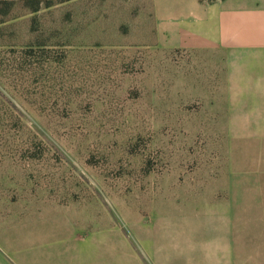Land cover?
<instances>
[{
	"label": "rangeland",
	"instance_id": "1",
	"mask_svg": "<svg viewBox=\"0 0 264 264\" xmlns=\"http://www.w3.org/2000/svg\"><path fill=\"white\" fill-rule=\"evenodd\" d=\"M165 21L157 0H0V264H184L187 239L264 231V136L239 135L223 57Z\"/></svg>",
	"mask_w": 264,
	"mask_h": 264
},
{
	"label": "crops",
	"instance_id": "2",
	"mask_svg": "<svg viewBox=\"0 0 264 264\" xmlns=\"http://www.w3.org/2000/svg\"><path fill=\"white\" fill-rule=\"evenodd\" d=\"M157 4L181 49L223 57L225 79L235 81L239 135L264 136V0H157ZM258 214L237 219L234 242L223 233L220 240L193 245L187 239L183 263L264 264V231ZM159 260L154 264H161ZM176 260L179 264V257Z\"/></svg>",
	"mask_w": 264,
	"mask_h": 264
}]
</instances>
